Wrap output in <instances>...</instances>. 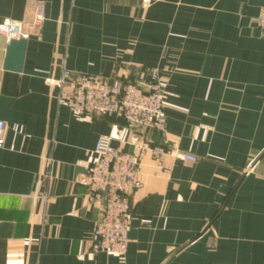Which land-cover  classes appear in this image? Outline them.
Wrapping results in <instances>:
<instances>
[{
    "label": "crops",
    "instance_id": "1",
    "mask_svg": "<svg viewBox=\"0 0 264 264\" xmlns=\"http://www.w3.org/2000/svg\"><path fill=\"white\" fill-rule=\"evenodd\" d=\"M44 21L35 27V7ZM264 0H0L26 41L19 73L0 36V264H264ZM62 68L166 93L164 132L76 114ZM143 81V82H142ZM148 147L126 254H94L84 169L100 136ZM162 149L160 159L151 150ZM196 158L177 160L175 153ZM147 221L148 224H142Z\"/></svg>",
    "mask_w": 264,
    "mask_h": 264
},
{
    "label": "built area",
    "instance_id": "2",
    "mask_svg": "<svg viewBox=\"0 0 264 264\" xmlns=\"http://www.w3.org/2000/svg\"><path fill=\"white\" fill-rule=\"evenodd\" d=\"M151 0H141L144 8ZM44 21V11L35 7L32 25L35 27ZM256 27L264 34V8L260 9ZM0 36L7 43L23 38L17 23L5 21L0 23ZM148 88L145 93L136 83H107L99 77L89 75H72L64 68L60 77L50 85L57 90L56 101L68 107L76 114L97 117H118L129 127L137 130L164 132V104L166 93L160 83L157 70L147 71ZM143 82V81H142ZM4 125L0 122V149L3 147ZM112 138L100 136L94 147L96 157L85 167L86 197L88 202L99 211V219L92 232L91 250L94 254L123 257L126 254L128 234L133 218L130 215V198L136 193L141 183L138 179V166L148 147L140 143L133 135L128 143L130 153H124L111 146ZM152 156L160 159L164 152L156 148ZM177 160L195 163L192 155L177 152ZM148 224L147 221H141Z\"/></svg>",
    "mask_w": 264,
    "mask_h": 264
},
{
    "label": "water",
    "instance_id": "3",
    "mask_svg": "<svg viewBox=\"0 0 264 264\" xmlns=\"http://www.w3.org/2000/svg\"><path fill=\"white\" fill-rule=\"evenodd\" d=\"M26 41L23 38L12 40L8 43L4 59L3 68L7 71L19 73L22 69ZM137 86L145 93L148 88L142 84L137 83Z\"/></svg>",
    "mask_w": 264,
    "mask_h": 264
},
{
    "label": "rangeland",
    "instance_id": "4",
    "mask_svg": "<svg viewBox=\"0 0 264 264\" xmlns=\"http://www.w3.org/2000/svg\"><path fill=\"white\" fill-rule=\"evenodd\" d=\"M150 71V70H149Z\"/></svg>",
    "mask_w": 264,
    "mask_h": 264
}]
</instances>
